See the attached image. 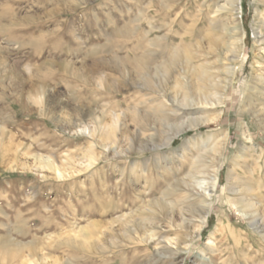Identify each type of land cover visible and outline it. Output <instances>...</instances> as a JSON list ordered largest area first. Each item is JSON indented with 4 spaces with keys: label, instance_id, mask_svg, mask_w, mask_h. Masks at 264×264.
Wrapping results in <instances>:
<instances>
[{
    "label": "rangeland",
    "instance_id": "rangeland-1",
    "mask_svg": "<svg viewBox=\"0 0 264 264\" xmlns=\"http://www.w3.org/2000/svg\"><path fill=\"white\" fill-rule=\"evenodd\" d=\"M142 1L0 0V241L9 236L24 245L22 255L34 264H119L121 258L125 264H167L150 257L152 246L122 252L124 256L109 252L100 257L71 250L61 242L96 223L105 227L104 236L117 232L115 221L122 214L128 216L133 204L114 211V186L118 184V190L132 200L141 190L133 180L155 176L151 162L141 168L150 154H140L132 141L137 127L131 115L135 92L113 88L121 82L115 73V55L126 56L113 36L124 32ZM242 2L250 35L246 68L238 74L222 119L188 131L169 148L178 151L185 141L205 132L230 131L209 222L190 247L185 264H193L219 220H228L239 238L234 241L228 234H218L215 244L220 253L211 258L213 264H264V241L249 227L252 221L260 225V219L243 221L224 198L229 163L237 155L246 123L264 149V123L246 113L247 87L258 65L250 42L253 0ZM152 114L146 116L150 119ZM102 117L113 122L116 131L115 142L106 148L97 140ZM87 151L99 160L89 161ZM51 162L59 170L39 164ZM254 176L264 199V180L257 173ZM257 207L264 211V202ZM30 243L36 246L32 257L26 248ZM21 261L17 258L10 264Z\"/></svg>",
    "mask_w": 264,
    "mask_h": 264
},
{
    "label": "bare ground",
    "instance_id": "bare-ground-1",
    "mask_svg": "<svg viewBox=\"0 0 264 264\" xmlns=\"http://www.w3.org/2000/svg\"><path fill=\"white\" fill-rule=\"evenodd\" d=\"M242 1L145 0L137 3V13L124 32L113 36L119 43L118 50L126 52L124 57L115 55V73L121 82L113 88L116 92H135L131 115L137 127L132 141L140 154H150V160L140 161L141 168L145 170L151 162L155 176L133 180L141 190L132 200L118 190V184L114 186V211L121 212L133 204L128 216L122 214L115 221L117 232L104 236L105 227L92 224L63 238L64 246L100 257L152 246L150 257L155 262L185 264L190 247L196 245L209 222L230 131L205 132L185 141L178 151L169 148L188 131L222 119L238 74L246 68L245 49L250 35L243 21ZM253 4L250 42L258 69L247 87L246 113L264 123V0H253ZM150 113L149 119L146 115ZM100 126L103 128L97 132V140L106 148L115 142V126L103 117ZM241 137L237 155L229 163L224 198L243 221L260 219V225L252 221L249 227L264 241V211L257 207L264 199L259 179L254 176L257 173L264 180V149L255 142L247 123ZM86 157L93 162L99 160L91 151ZM39 164L59 170L53 162ZM227 223L218 221L203 250L194 255L193 264H213L211 258L220 253L215 244L218 234H228L234 241L239 238ZM23 248L6 236L0 241V264H10L17 258H21L20 264H34L22 255ZM26 248L30 257L35 256L34 243ZM119 264H125L123 258Z\"/></svg>",
    "mask_w": 264,
    "mask_h": 264
}]
</instances>
